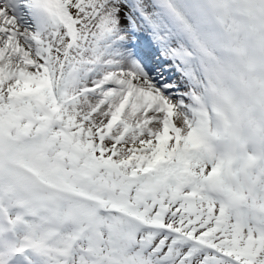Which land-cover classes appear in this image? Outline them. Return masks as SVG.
<instances>
[{
	"label": "snow or ice",
	"instance_id": "1",
	"mask_svg": "<svg viewBox=\"0 0 264 264\" xmlns=\"http://www.w3.org/2000/svg\"><path fill=\"white\" fill-rule=\"evenodd\" d=\"M0 264H264V0H0Z\"/></svg>",
	"mask_w": 264,
	"mask_h": 264
}]
</instances>
